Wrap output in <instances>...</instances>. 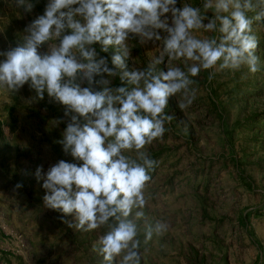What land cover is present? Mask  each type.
I'll return each instance as SVG.
<instances>
[{"label": "clouds", "instance_id": "9594fccd", "mask_svg": "<svg viewBox=\"0 0 264 264\" xmlns=\"http://www.w3.org/2000/svg\"><path fill=\"white\" fill-rule=\"evenodd\" d=\"M12 2L26 12L34 8L32 0ZM177 3L48 0L44 13L26 26L23 43L0 53L5 57L0 61V89L15 94L28 84L36 92L34 99L43 100L46 92L66 106V115L72 114L58 143L82 163L60 160L46 174L38 167L35 177L43 180L44 205L74 217L69 227L85 232L107 229L94 245L103 264H141L140 221L144 243L168 230L162 220L149 222L144 209L149 173L157 165L145 149L163 137L165 124L174 119L165 111L169 98L181 94L178 108L186 110L196 97L192 78L202 70L247 66L251 73L259 71L258 40L248 13L264 21V0H203L202 6L185 0L182 7ZM130 36L138 37L140 44L163 40L146 68L128 69ZM96 44L100 52L116 49L113 67ZM45 45L47 50L41 51ZM179 60L186 70L173 65ZM117 75L126 86H112L110 78ZM85 83L88 86L82 87ZM94 83L102 90L93 91Z\"/></svg>", "mask_w": 264, "mask_h": 264}, {"label": "rangeland", "instance_id": "374dc122", "mask_svg": "<svg viewBox=\"0 0 264 264\" xmlns=\"http://www.w3.org/2000/svg\"><path fill=\"white\" fill-rule=\"evenodd\" d=\"M32 2L26 12L12 0H0V53L23 43L26 26L44 13L48 0ZM184 2L178 0L177 7ZM255 15L248 13L259 71L202 70L192 78L193 103L181 111L182 95L170 97L165 111L174 119L162 138L146 146L157 165L145 189V215L151 223L166 222L168 230L144 243V221L139 222L141 264H264V21ZM128 42L129 70L146 68L163 47V40L140 44L130 36ZM95 47L113 67L116 49L104 53ZM46 50L47 45L41 49ZM172 63L186 70L183 60ZM110 79L114 87L126 86L119 75ZM92 89L102 90L96 83ZM35 97L28 84L15 94L0 89V264H103L94 245L107 229L76 230L69 227L73 216L44 205L46 190L36 169L46 174L60 160L82 161L58 143L72 114L46 92L43 100Z\"/></svg>", "mask_w": 264, "mask_h": 264}]
</instances>
